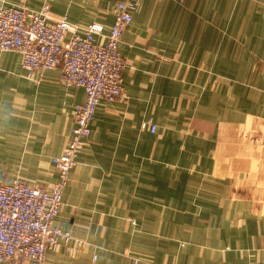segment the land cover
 <instances>
[{
  "label": "crops",
  "instance_id": "1",
  "mask_svg": "<svg viewBox=\"0 0 264 264\" xmlns=\"http://www.w3.org/2000/svg\"><path fill=\"white\" fill-rule=\"evenodd\" d=\"M3 1L106 33L118 0ZM119 50L123 97L98 103L47 264H264V0H140ZM21 59L0 50V182L48 185L84 89Z\"/></svg>",
  "mask_w": 264,
  "mask_h": 264
},
{
  "label": "built area",
  "instance_id": "2",
  "mask_svg": "<svg viewBox=\"0 0 264 264\" xmlns=\"http://www.w3.org/2000/svg\"><path fill=\"white\" fill-rule=\"evenodd\" d=\"M139 5L140 0H118L115 18L105 33L104 25L97 21L80 25L66 15L50 20L46 8L34 10L0 1V50L18 51L31 76L40 78L44 70L58 66L61 82L84 89V99L72 109L70 138L61 153L51 158L57 180L48 185L31 184L19 177L0 182V263L47 264L48 250L69 244L70 231L54 219L70 169L87 144L98 103L123 97L125 60L119 44ZM141 127L156 130L146 120ZM92 261L101 264L96 254Z\"/></svg>",
  "mask_w": 264,
  "mask_h": 264
},
{
  "label": "trees",
  "instance_id": "3",
  "mask_svg": "<svg viewBox=\"0 0 264 264\" xmlns=\"http://www.w3.org/2000/svg\"><path fill=\"white\" fill-rule=\"evenodd\" d=\"M91 124V123H90ZM72 126V125H71ZM151 132V131H150Z\"/></svg>",
  "mask_w": 264,
  "mask_h": 264
}]
</instances>
